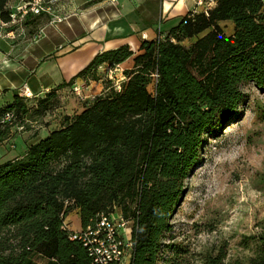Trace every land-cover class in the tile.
Wrapping results in <instances>:
<instances>
[{"label": "trees", "instance_id": "1", "mask_svg": "<svg viewBox=\"0 0 264 264\" xmlns=\"http://www.w3.org/2000/svg\"><path fill=\"white\" fill-rule=\"evenodd\" d=\"M9 1L0 0L3 22L11 21ZM42 15L28 23L33 33ZM221 21H232L234 32ZM141 49L120 90L106 78L105 92L85 110L0 163V264H32L35 255L47 264H94L65 227L74 210L82 229L102 212L130 221V264H264V228L241 239L248 255L231 257L227 241L203 250L166 241L204 135L235 114L243 85L264 91V0H217L209 15L191 10ZM133 54L129 45L99 53L69 83L99 80L103 64L114 67ZM66 84L35 105L17 93L0 109V144L12 126L54 109ZM7 112L11 123L3 121Z\"/></svg>", "mask_w": 264, "mask_h": 264}, {"label": "crops", "instance_id": "2", "mask_svg": "<svg viewBox=\"0 0 264 264\" xmlns=\"http://www.w3.org/2000/svg\"><path fill=\"white\" fill-rule=\"evenodd\" d=\"M197 1L62 0L55 14L60 20L52 17L22 39L0 32V109L12 103L17 93L35 105L49 91L68 83L58 88L59 103L54 109L12 126L10 137L0 144V163L23 156L31 144L62 128L68 118L81 113L105 92L107 64L99 68V80L78 77L69 83L97 54L129 45L133 56L116 65L125 74L134 66V57L143 52L142 41L165 35L189 11L202 9ZM220 25L224 31L225 25L231 27L227 34L234 32L232 21H221ZM75 87L82 91L81 96ZM25 88L31 97L24 96ZM4 144L13 151L20 147V152L2 161L7 154L1 149ZM70 213L78 221L65 222L67 227L82 230L79 211Z\"/></svg>", "mask_w": 264, "mask_h": 264}, {"label": "rangeland", "instance_id": "3", "mask_svg": "<svg viewBox=\"0 0 264 264\" xmlns=\"http://www.w3.org/2000/svg\"><path fill=\"white\" fill-rule=\"evenodd\" d=\"M27 1L8 2L15 20L8 24L0 20V32L21 39L33 33L35 25L28 23L36 19L35 14L18 9ZM61 2L54 4V14L44 13L41 20L55 17ZM224 27L231 31L229 25ZM149 89L153 92L154 85ZM242 90L244 98L235 114L204 135L200 160L186 179V192L172 217L167 242L203 250L227 241L231 257L248 255L249 251L239 246L241 239L264 228V91L254 83H246ZM14 142L19 143V139ZM10 148L9 144L1 147L7 152L2 161L20 152V147L15 151ZM71 220L72 224L78 221L69 213L65 222ZM128 259L129 255L125 264ZM32 264H47V260L35 255Z\"/></svg>", "mask_w": 264, "mask_h": 264}, {"label": "built area", "instance_id": "4", "mask_svg": "<svg viewBox=\"0 0 264 264\" xmlns=\"http://www.w3.org/2000/svg\"><path fill=\"white\" fill-rule=\"evenodd\" d=\"M58 1L29 0L18 9L24 14H54V4ZM197 6L202 7V9H194V12L202 10L206 15H209L210 9L215 6V0H198ZM56 19L60 20L59 16H56ZM13 20H15V14H11V21ZM10 22H5V24ZM106 78L112 82L113 87L117 90H120L123 82L128 79L125 74L120 72L119 68L110 65H108ZM74 91L76 94L82 95V91L78 87H75ZM23 94L26 97H31L26 88ZM13 119L14 115L10 112H7L3 117L4 122L11 123ZM96 219L95 225H88L85 229L73 231L71 238H78L83 242L92 256L94 264H125L128 255V264H130V252L132 249L131 222L115 212L110 214L98 213ZM65 227H67L66 224Z\"/></svg>", "mask_w": 264, "mask_h": 264}, {"label": "bare ground", "instance_id": "5", "mask_svg": "<svg viewBox=\"0 0 264 264\" xmlns=\"http://www.w3.org/2000/svg\"><path fill=\"white\" fill-rule=\"evenodd\" d=\"M30 95V94H29ZM31 96V95H30Z\"/></svg>", "mask_w": 264, "mask_h": 264}]
</instances>
